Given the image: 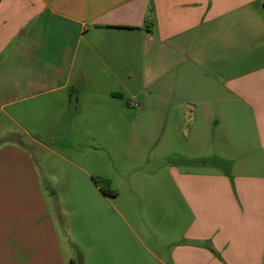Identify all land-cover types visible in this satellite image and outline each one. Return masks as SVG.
Instances as JSON below:
<instances>
[{
	"label": "crops",
	"instance_id": "obj_1",
	"mask_svg": "<svg viewBox=\"0 0 264 264\" xmlns=\"http://www.w3.org/2000/svg\"><path fill=\"white\" fill-rule=\"evenodd\" d=\"M133 82L163 117L139 132L162 142L114 194L82 167L77 196L115 215L76 228V257L65 210L17 138L0 141V264H264V0H0V140L100 118L112 144L82 149H114L132 127L107 117Z\"/></svg>",
	"mask_w": 264,
	"mask_h": 264
},
{
	"label": "rangeland",
	"instance_id": "obj_2",
	"mask_svg": "<svg viewBox=\"0 0 264 264\" xmlns=\"http://www.w3.org/2000/svg\"><path fill=\"white\" fill-rule=\"evenodd\" d=\"M141 94L142 88L133 82L122 98L126 111L120 116L118 112L111 110L110 117H107V120H112V123L117 127H132L130 134L128 132L117 133L114 140L117 147L114 149H82V144L98 146L101 143L104 145L101 147H110L112 144V139L105 130L107 122L101 121L100 118L97 124L92 125V133L52 132L35 134L39 135L37 137L43 145L33 143L28 135L19 131L6 133L0 140L2 142L13 141L17 138L16 141L18 142H15L20 145V149L30 158L36 168L42 194L50 205L53 207L62 206L65 210L64 221L70 234L68 248L75 257L77 254L73 252L75 251L74 246L70 244V241H74L71 234L74 238L76 237V240L79 239L78 241L82 242L81 247H86V244H83L85 238L78 236V234L75 235L76 228H80L81 225L90 235L91 229L95 228L97 222L101 219L108 222L115 215L112 205L115 201L104 199L103 202H97L90 194L77 196L76 188L79 191L83 189L80 176L84 173L82 167L89 171L87 178L92 184L98 185L100 190L101 188H108L115 193L117 189H121V183L119 184L118 181L120 172L123 171L124 174L140 173L142 169L138 170V168H151L153 166L145 160L147 156L143 153L149 150L155 152L160 147L162 140L157 134H154L153 137L146 136L139 132V128L160 127L163 117L157 115V100L154 97H148L146 104L142 105ZM141 108H144L143 113H139ZM177 127V135L179 138L185 139L188 130L182 121ZM65 140L72 142L74 146L65 147L62 144ZM126 144L127 148H125ZM119 200H124V193H121ZM77 206L81 210L79 213L76 211Z\"/></svg>",
	"mask_w": 264,
	"mask_h": 264
},
{
	"label": "trees",
	"instance_id": "obj_3",
	"mask_svg": "<svg viewBox=\"0 0 264 264\" xmlns=\"http://www.w3.org/2000/svg\"><path fill=\"white\" fill-rule=\"evenodd\" d=\"M101 191L104 193V194H114V192H112L110 189L108 188H101Z\"/></svg>",
	"mask_w": 264,
	"mask_h": 264
}]
</instances>
